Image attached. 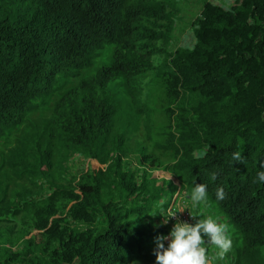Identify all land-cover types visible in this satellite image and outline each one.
<instances>
[{
  "label": "trees",
  "instance_id": "trees-1",
  "mask_svg": "<svg viewBox=\"0 0 264 264\" xmlns=\"http://www.w3.org/2000/svg\"><path fill=\"white\" fill-rule=\"evenodd\" d=\"M167 16L154 0H0V135L37 107L35 99L55 92L113 44L112 63L57 100L51 127L62 145L105 161L115 104L103 92L116 75L129 81L152 68L150 55L158 52L152 41L166 35L153 31L149 18ZM262 23L264 0H239L229 11L206 3L194 20V48L178 49L166 65L187 101L177 123L180 155L169 168L190 190L206 185L207 198L249 249L264 246V182L256 179L264 171ZM143 47L150 48L147 57L134 53ZM112 149L105 171L87 174L76 190H59L75 201L74 218L90 224L101 219L100 228L72 232L52 212L37 215L38 228L62 241L69 264H128L145 234L132 216L166 195L145 172L137 176L122 167L120 144L112 142ZM237 151L241 162L232 160ZM218 188L224 200H217ZM250 258L246 264H264L258 254Z\"/></svg>",
  "mask_w": 264,
  "mask_h": 264
},
{
  "label": "rangeland",
  "instance_id": "rangeland-1",
  "mask_svg": "<svg viewBox=\"0 0 264 264\" xmlns=\"http://www.w3.org/2000/svg\"><path fill=\"white\" fill-rule=\"evenodd\" d=\"M154 1L164 5L168 16L150 17L153 24L149 26L153 31H162L166 38L152 41L158 52L150 55L151 69L129 81L116 75L103 92L115 104L110 141L103 155L105 161L91 157L80 147L62 145L51 127L57 100L65 91L78 90L81 80L94 78L100 66L110 65L113 44L100 49L88 66L68 77L55 92L35 99L37 107L0 135V264H69L64 259L62 241L53 233L38 228L37 215L52 212L51 216L60 221L61 227L72 232L100 228L101 219L90 224L74 218L70 208L75 201L59 190H76L85 182L87 174L98 169L105 171L114 156L112 142L121 145L124 169L137 176L145 172L154 180L155 187L166 191L165 197L153 201L149 210L132 216L139 231L145 234L141 247L128 255V264H156L154 250L158 235L154 230L165 228L164 236L167 237L171 220L167 210L172 203L177 209H184L182 213L196 216L195 223L211 216L218 223L228 225L232 248L223 260L215 258L218 250L208 244V237L201 233L210 264H246L254 254L264 261V246L246 247L241 234L214 202L207 198V203L193 207L189 198L192 190L178 172L169 168L180 155L177 123L180 107L187 102L175 88L166 67L169 55L181 48L191 49L186 42H195L194 20L206 3L219 7L227 4L233 10L239 0ZM148 50L149 47H143L134 53L147 57ZM162 200L163 205L160 204ZM161 207L163 216L159 213ZM163 243L167 247L166 239Z\"/></svg>",
  "mask_w": 264,
  "mask_h": 264
},
{
  "label": "clouds",
  "instance_id": "clouds-1",
  "mask_svg": "<svg viewBox=\"0 0 264 264\" xmlns=\"http://www.w3.org/2000/svg\"><path fill=\"white\" fill-rule=\"evenodd\" d=\"M221 7L224 11L230 10L227 4H221ZM186 46L194 48V43L187 44L186 42ZM201 156V152L196 153L197 159H200ZM232 160L234 162H241L243 160L241 152L237 151L233 153ZM261 167L264 168V164H262ZM212 179H216L215 173H213ZM256 179L259 182H264V171L258 172ZM189 198L193 207L202 203H207L206 185L197 184L192 190ZM216 198L217 200H224L226 198V193L223 188L217 189ZM160 204L163 205L164 201L162 200ZM183 210L184 209H181L178 212ZM162 212L163 208L161 207L159 213L161 214ZM176 213L168 217H173ZM164 223H167V219L164 220ZM201 233L208 237V244L213 245L218 250L216 251L215 258L223 260L232 248V240L227 234L228 225L225 223H218L217 220L208 216L203 219L200 218L194 225L177 222L167 237L158 236L156 238V248L154 250L156 264H209L207 248L204 247L205 241ZM165 239L169 241L167 247H165L163 243Z\"/></svg>",
  "mask_w": 264,
  "mask_h": 264
},
{
  "label": "built area",
  "instance_id": "built-area-1",
  "mask_svg": "<svg viewBox=\"0 0 264 264\" xmlns=\"http://www.w3.org/2000/svg\"><path fill=\"white\" fill-rule=\"evenodd\" d=\"M168 209L169 210H167V216L180 211L179 209H177L174 206L173 203L168 207ZM169 218H171V220L168 222V224H169L168 225L169 233L171 232V230L173 229L174 225L177 222H184V223H188L189 225H194L195 224L194 217H193L192 213H188V212H183V213L182 212H178V213H176L175 216L169 217ZM166 242L168 244V242H169L168 239H166ZM209 264H210V259H209Z\"/></svg>",
  "mask_w": 264,
  "mask_h": 264
}]
</instances>
